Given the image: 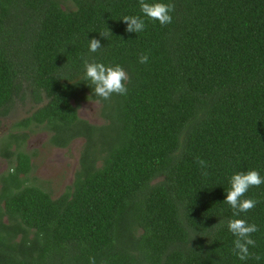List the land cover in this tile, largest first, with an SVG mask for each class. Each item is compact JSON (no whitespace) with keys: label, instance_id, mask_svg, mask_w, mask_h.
<instances>
[{"label":"trees","instance_id":"trees-1","mask_svg":"<svg viewBox=\"0 0 264 264\" xmlns=\"http://www.w3.org/2000/svg\"><path fill=\"white\" fill-rule=\"evenodd\" d=\"M145 2L174 3L172 22L140 0H0V118L32 101L0 138V264H264V184L239 217L224 203L232 175L264 176V0ZM124 16L144 30L126 31ZM85 59L124 67L127 94L96 96ZM87 101L100 123L79 116ZM31 126L59 148L83 140L55 197L27 183ZM239 218L259 229L246 260L227 226Z\"/></svg>","mask_w":264,"mask_h":264},{"label":"clouds","instance_id":"clouds-1","mask_svg":"<svg viewBox=\"0 0 264 264\" xmlns=\"http://www.w3.org/2000/svg\"><path fill=\"white\" fill-rule=\"evenodd\" d=\"M141 12L149 19L158 20L161 25H166L172 22L171 13L175 10L174 3H147L145 0H140ZM123 21L127 24L126 31L139 33L145 28V21L140 16H124ZM112 35L108 29L101 32L100 36L108 38ZM102 48L100 40L93 38L90 40L89 49L91 52H97ZM149 56L142 54L140 56V63H147ZM86 69V79L91 81L94 86V94L105 100L115 94L126 95L128 88L127 82L130 77L124 67L119 64L114 66L105 65L102 62L84 60ZM197 163L201 168H206L207 162L203 159L197 158ZM207 175V172H203ZM231 188L227 190V196L224 203H227L234 210L233 215L239 217L241 213H247L256 207L258 201L253 198H245V194L251 187H259L264 184V176H261L258 170H249L247 172H238L232 175ZM220 220L218 224H222ZM217 224V225H218ZM229 231L236 237L234 240L233 252L240 260H246L252 256L249 252V246L255 247L256 241L252 238V234L257 232L258 226L255 223H249L247 219H231L227 222ZM259 260V255L255 256ZM89 264H96L95 257L89 258Z\"/></svg>","mask_w":264,"mask_h":264},{"label":"rangeland","instance_id":"rangeland-1","mask_svg":"<svg viewBox=\"0 0 264 264\" xmlns=\"http://www.w3.org/2000/svg\"><path fill=\"white\" fill-rule=\"evenodd\" d=\"M31 102L28 98L17 100L10 114L0 118V138L10 131H16L13 123L29 113ZM78 114L92 123L101 122L96 102H82ZM49 135L41 126H31L21 149L32 155L33 170L28 175L27 183L37 185L55 197L72 183L83 140L75 139L68 147L59 148L49 143ZM8 167L9 164L0 156V173Z\"/></svg>","mask_w":264,"mask_h":264}]
</instances>
